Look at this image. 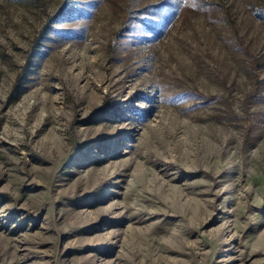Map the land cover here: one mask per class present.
Wrapping results in <instances>:
<instances>
[{
  "label": "rangeland",
  "instance_id": "rangeland-1",
  "mask_svg": "<svg viewBox=\"0 0 264 264\" xmlns=\"http://www.w3.org/2000/svg\"><path fill=\"white\" fill-rule=\"evenodd\" d=\"M184 1L0 0V264H264V0Z\"/></svg>",
  "mask_w": 264,
  "mask_h": 264
},
{
  "label": "trees",
  "instance_id": "trees-1",
  "mask_svg": "<svg viewBox=\"0 0 264 264\" xmlns=\"http://www.w3.org/2000/svg\"><path fill=\"white\" fill-rule=\"evenodd\" d=\"M195 1L196 0H185L184 1V3H183V5H184V7H190V6H193V5H195L194 3H195ZM150 8H153V9H160V10H171V9H173V8H175V6H174V4H171V3H161V4H158V5H156V6H152V7H150ZM257 15L259 16V17H262V13H263V11L262 10H257Z\"/></svg>",
  "mask_w": 264,
  "mask_h": 264
}]
</instances>
